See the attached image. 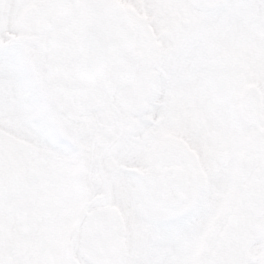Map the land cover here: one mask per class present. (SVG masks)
Masks as SVG:
<instances>
[{"label": "flooded vegetation", "instance_id": "flooded-vegetation-1", "mask_svg": "<svg viewBox=\"0 0 264 264\" xmlns=\"http://www.w3.org/2000/svg\"><path fill=\"white\" fill-rule=\"evenodd\" d=\"M83 1L0 0V44L28 47L33 93L56 108L51 43L60 47L59 31L78 21ZM44 4L54 6L39 7ZM100 6L107 17L102 35L123 34L126 41L122 76L95 88L94 105L73 116L57 108L58 117H0V264H55L56 254L59 261L66 236L39 222L53 190H80L90 163L107 164L129 141L146 149L148 171L182 190L167 205L184 214L178 224H193L197 204L203 215L167 239L121 226L108 244L114 264L262 261L264 0H105ZM11 21L20 35L6 34ZM41 118L73 145L72 154L30 142L25 125ZM24 161L30 166L21 175Z\"/></svg>", "mask_w": 264, "mask_h": 264}, {"label": "snow or ice", "instance_id": "snow-or-ice-1", "mask_svg": "<svg viewBox=\"0 0 264 264\" xmlns=\"http://www.w3.org/2000/svg\"><path fill=\"white\" fill-rule=\"evenodd\" d=\"M234 6L225 4L221 7ZM15 56L13 49L0 53L3 75L11 74ZM25 127L31 134L30 142L37 149L64 156L73 153V145L58 135L47 119L33 120ZM147 169L146 149L129 141L107 164L93 160L80 190L69 185H60L53 190L54 195L42 210L39 222L42 227L59 229L67 238L65 254L57 264H114L108 254V244L121 226L161 239L181 235L194 226L203 215L202 207L196 205L193 224L179 225L184 214L168 212L167 205L182 190L168 185L154 171ZM239 264L264 262L245 258Z\"/></svg>", "mask_w": 264, "mask_h": 264}, {"label": "water", "instance_id": "water-1", "mask_svg": "<svg viewBox=\"0 0 264 264\" xmlns=\"http://www.w3.org/2000/svg\"><path fill=\"white\" fill-rule=\"evenodd\" d=\"M103 1H83L78 21L59 31L64 34L56 41L60 47L51 43L52 98L58 110L71 116L94 105L95 88L123 74L120 65L126 55V41L123 34L102 35L101 29L107 24L105 9L100 6ZM134 66L131 61V71Z\"/></svg>", "mask_w": 264, "mask_h": 264}, {"label": "rangeland", "instance_id": "rangeland-1", "mask_svg": "<svg viewBox=\"0 0 264 264\" xmlns=\"http://www.w3.org/2000/svg\"><path fill=\"white\" fill-rule=\"evenodd\" d=\"M4 28L10 31L6 33L7 35H11L13 32L15 35L21 34V31L16 28L12 21ZM27 48L24 43H19L14 47L0 44V53L6 49L16 51L11 74L5 76L2 69H0V117H46L47 114L49 116L54 114V117H58L57 108L45 96L38 100L37 97L39 96L33 93L34 87L32 88L33 85L30 84L31 75L28 71L32 66V57ZM20 87L22 90H20ZM23 155L26 157L27 154ZM23 165L21 175L25 174L30 163L24 161ZM173 252L174 249H171L170 253ZM57 256L56 254L55 264H57Z\"/></svg>", "mask_w": 264, "mask_h": 264}]
</instances>
